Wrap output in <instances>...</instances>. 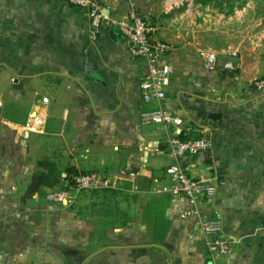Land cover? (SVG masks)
Masks as SVG:
<instances>
[{"label": "crops", "instance_id": "crops-1", "mask_svg": "<svg viewBox=\"0 0 264 264\" xmlns=\"http://www.w3.org/2000/svg\"><path fill=\"white\" fill-rule=\"evenodd\" d=\"M99 1L114 21L131 8L128 0ZM163 2L136 0V7L149 20L166 12ZM260 20L252 29L261 26L257 35L230 47L239 51L234 70L224 68V56L216 70L205 68L196 28L188 42L171 37L174 74L165 105L189 131L212 141L209 151L190 158L188 171L219 181L215 197L201 205L206 216L223 221L231 242L217 264H264V94L253 85L264 77V13ZM115 27L95 33L88 13L63 0H0V264H214L204 233L182 216L186 203L152 190L172 163L167 134L140 122L156 107L141 97L146 63ZM154 38L168 36L157 27ZM10 83L33 98L22 121L4 115ZM43 96L50 98L44 138L46 149L58 153L53 161H68L77 172L136 170L139 194L104 192L113 204L91 213L83 205H37L54 188L23 200L32 173L22 153L28 140L16 128ZM159 198L168 223L160 239L142 204Z\"/></svg>", "mask_w": 264, "mask_h": 264}, {"label": "built area", "instance_id": "built-area-1", "mask_svg": "<svg viewBox=\"0 0 264 264\" xmlns=\"http://www.w3.org/2000/svg\"><path fill=\"white\" fill-rule=\"evenodd\" d=\"M63 1L84 9L88 13L95 33L101 31L103 26L119 25L121 32L130 43L131 54L145 60L147 71L140 83L141 97L145 104L155 103L156 107L142 112L140 122L148 127L160 126L166 131V150L172 159V163L153 179L152 190L156 194L168 195L186 203L187 207L182 216L196 221L207 239V247L213 263L217 264L218 257H226L230 253L231 242L224 236L223 221L206 216L201 205L204 200L215 197L219 181L216 176H193L188 171L190 158L209 151L212 141L207 135L197 139L182 140L178 133L189 128L184 125L179 115L165 105L174 74V67L168 60L169 54L173 51V45L154 38L157 27L138 11L136 0H128L131 4L129 14L119 21L111 19L99 0ZM194 1L164 0L165 10L173 12L184 5H191ZM200 54L205 68L212 71L216 70L221 56L227 58L224 63L225 69H236L234 60L239 57V51L232 48L221 51L204 49L200 51ZM253 85L264 94V77L254 81ZM49 103L50 98L43 96L39 108L34 110L24 124L16 128L23 139L28 140L36 134L45 132ZM139 181L138 171L124 167L78 172L62 187L49 191L47 198L61 205L72 206L79 195L86 190H110L135 195L141 191Z\"/></svg>", "mask_w": 264, "mask_h": 264}, {"label": "rangeland", "instance_id": "rangeland-1", "mask_svg": "<svg viewBox=\"0 0 264 264\" xmlns=\"http://www.w3.org/2000/svg\"><path fill=\"white\" fill-rule=\"evenodd\" d=\"M206 1L195 0L191 5H184L179 9L173 10V12H162L159 18L152 17L149 20L159 27L160 30H163L169 38L166 40L173 45L175 43L172 42L171 37L180 34V40L188 42L192 38L190 30L193 31V28H196L197 36L195 38L200 43L201 48L214 51L228 49L241 42L243 37L249 38L259 33L260 25L254 32L252 29L254 25L261 22L260 16L264 13V0H248V3L242 9L236 10L231 16H226L214 0L202 7L201 4ZM164 8L163 2L161 9L163 10ZM202 12L208 14L206 19L204 16L199 15ZM221 16L222 18H220ZM12 87L13 85L10 83L3 95L5 103L4 115L22 121L26 117L33 98L30 96L31 94L22 96L20 91L12 90ZM45 132L34 135L23 146V158L24 160L26 159L25 163L28 165L32 175L38 170V161L42 159H51L53 161V158L56 159L58 157L56 150L46 149V146H50V142L44 138ZM68 165V161L62 162L58 166V170L64 172ZM46 197V194L43 195L41 204L37 205H60V203L47 200ZM111 204L113 203L108 200V196L103 191L86 190L79 195L72 205L73 207H76V205L82 207L83 205L91 213L97 205ZM142 204L148 205V202L142 201Z\"/></svg>", "mask_w": 264, "mask_h": 264}, {"label": "trees", "instance_id": "trees-1", "mask_svg": "<svg viewBox=\"0 0 264 264\" xmlns=\"http://www.w3.org/2000/svg\"><path fill=\"white\" fill-rule=\"evenodd\" d=\"M206 1V0H205ZM213 0H208L204 4L211 3ZM218 6H220L222 12L227 16L235 13L236 10L242 9L248 0H214ZM178 136L182 140L197 139L201 136L195 135L192 131L182 130L178 133ZM58 164L51 159H42L38 161V170L32 175L31 182L23 195V200H28L32 198L36 193H41L44 188H57L62 187L65 182L71 181L72 176L78 172L75 170V166L69 163L66 171L60 172L58 170ZM66 174V176H65ZM105 193L117 192L104 190ZM106 195V194H105ZM114 195V194H113ZM111 195V196H113ZM122 196H127L128 194L121 193ZM137 195V194H135ZM108 196V195H106ZM164 200L161 198L156 200H151L146 206L147 218L154 223L155 238H163L165 235L168 223L164 216V211L161 209ZM73 206V205H72Z\"/></svg>", "mask_w": 264, "mask_h": 264}, {"label": "water", "instance_id": "water-1", "mask_svg": "<svg viewBox=\"0 0 264 264\" xmlns=\"http://www.w3.org/2000/svg\"><path fill=\"white\" fill-rule=\"evenodd\" d=\"M115 29L116 30H119L120 29V26L119 25H116ZM114 32H115V30L112 31L111 33L113 34ZM210 117L212 119H214V120L220 121L221 120V113H211ZM65 176H66V174H65Z\"/></svg>", "mask_w": 264, "mask_h": 264}]
</instances>
